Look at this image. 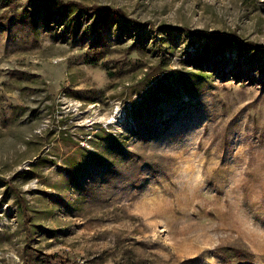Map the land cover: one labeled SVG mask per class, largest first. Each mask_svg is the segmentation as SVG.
I'll return each mask as SVG.
<instances>
[{
  "label": "rangeland",
  "instance_id": "obj_1",
  "mask_svg": "<svg viewBox=\"0 0 264 264\" xmlns=\"http://www.w3.org/2000/svg\"><path fill=\"white\" fill-rule=\"evenodd\" d=\"M0 264H264V0H0Z\"/></svg>",
  "mask_w": 264,
  "mask_h": 264
},
{
  "label": "trees",
  "instance_id": "obj_2",
  "mask_svg": "<svg viewBox=\"0 0 264 264\" xmlns=\"http://www.w3.org/2000/svg\"><path fill=\"white\" fill-rule=\"evenodd\" d=\"M198 34V36L199 35H203V33H197ZM205 34V33H204ZM213 36H216V37H218V38H225V36H223V35H217V34H213Z\"/></svg>",
  "mask_w": 264,
  "mask_h": 264
}]
</instances>
